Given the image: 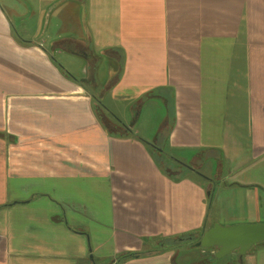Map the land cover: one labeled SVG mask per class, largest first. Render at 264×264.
I'll use <instances>...</instances> for the list:
<instances>
[{"label": "crops", "instance_id": "0c3cea01", "mask_svg": "<svg viewBox=\"0 0 264 264\" xmlns=\"http://www.w3.org/2000/svg\"><path fill=\"white\" fill-rule=\"evenodd\" d=\"M62 3L78 29L60 47L85 58L83 77L44 46L59 38L38 34ZM6 4L0 0V264H95L136 252L114 264H211L206 249L179 237L213 223L264 222V0ZM28 15L37 26L25 25ZM83 43L96 62L71 45ZM89 77L101 102H126L130 122L106 105L97 111ZM157 99L160 121L134 130L144 101ZM156 149L176 167L163 168ZM225 258L216 264H264V244Z\"/></svg>", "mask_w": 264, "mask_h": 264}, {"label": "rangeland", "instance_id": "374dc122", "mask_svg": "<svg viewBox=\"0 0 264 264\" xmlns=\"http://www.w3.org/2000/svg\"><path fill=\"white\" fill-rule=\"evenodd\" d=\"M6 1L8 0H4V3L6 5L7 10H9V5L6 4ZM19 5H22V3L20 2ZM64 10V3H62L56 11H54V13L52 15H50L48 17V15H46V18L44 20V18H42L41 20V24L40 26L43 24V29H41V27L38 24V21H36V16H34L35 18L30 17L29 15L26 18V23L25 25H32V26H37L39 29L38 34L39 36L41 35L43 40H46L44 37L46 36V32L49 38H59L60 41H57L55 43V47H53V44L50 42H46L44 43V46L47 48L49 54L54 58V60L57 61V63H59L65 70H67L68 72H71L72 74H74L75 76L78 77H83L84 73L83 71L86 68V61L85 58L75 52L66 50L64 48H61L60 46L65 47L68 43H65V39L67 40V38L69 39V37H67V34L72 32V30L78 29V26L76 25V23L73 20L68 19V12H66V20L69 23H66L65 21V15H63L60 11ZM10 16L12 17V20L14 22V24L17 26H19V20L16 19L15 14L13 13H9ZM40 27V28H39ZM64 28L66 30H64ZM36 29V31H37ZM83 31V30H82ZM58 40V39H57ZM64 40V41H61ZM72 47L75 46V48H78V52L83 54L84 56L86 55V57H91V59H93L95 62V58L91 55V52L89 51V46L86 43L83 44H71ZM89 59V62H92V60ZM107 63L106 61L103 60H99L98 66H99V75L103 76L102 79H104L106 77V71H107ZM87 79V86L90 89V91L92 92V94H94V98H100L101 96V92L99 89H97L98 87H96L94 85V80L93 77H89L86 78ZM103 107L104 109L107 111V107L112 108L120 117H122L123 122H130L129 116H128V112H127V106H126V102L124 101H115L114 98H106L103 102ZM106 105V106H105ZM94 107H95V101H94ZM99 111V110H98ZM164 114V109H163V105L161 104V102L157 99L154 100L152 102L150 101H144L143 106L141 107L139 113H138V122L134 123L133 129L134 130H138L139 133L142 132H146V130L150 131V129H152V126L154 124H156L158 121H160V118L163 116ZM104 118V122L107 124L108 127H111L110 123L107 122V118H105V116H103ZM152 132V131H151ZM146 133L147 136H149V134L151 133ZM210 162H213L210 158H205L204 160H202L203 163V168H206V172H209V169L212 168V166L214 167V165ZM210 164V165H209ZM165 165L169 166V167H176V163L171 161V162H166ZM211 166V167H210ZM183 171L185 173H187V169L186 168H182ZM208 169V170H207ZM221 195L223 193V191L220 192ZM221 197V196H220ZM218 199L217 194L214 196V203L215 201ZM214 203L211 204V210L209 211L210 214H212L215 209L216 206H214ZM220 225V224H219ZM223 226V225H221ZM225 226V225H224ZM228 226V225H226ZM214 250L213 249H206L205 250V257L209 260H211V264H216L217 261L219 260L220 263H225L226 262V258L227 256L221 257V258H216V257H212V258H208L211 255H213ZM235 253V252H234ZM230 255V254H229ZM228 255V256H229ZM234 257V256H233ZM117 259V258H116ZM116 259L111 260L110 258L106 257L104 259H98L95 261V264H114V262H116ZM236 259V258H234ZM234 259L232 260V264H236V262L234 261Z\"/></svg>", "mask_w": 264, "mask_h": 264}, {"label": "water", "instance_id": "95a60500", "mask_svg": "<svg viewBox=\"0 0 264 264\" xmlns=\"http://www.w3.org/2000/svg\"><path fill=\"white\" fill-rule=\"evenodd\" d=\"M169 173L173 175L177 172L169 171ZM259 244H264V222L228 226L213 223L209 228L202 229L194 246L213 249L214 257L221 258L234 252L239 256L244 255Z\"/></svg>", "mask_w": 264, "mask_h": 264}, {"label": "trees", "instance_id": "16d2710c", "mask_svg": "<svg viewBox=\"0 0 264 264\" xmlns=\"http://www.w3.org/2000/svg\"><path fill=\"white\" fill-rule=\"evenodd\" d=\"M94 100H95V108L97 109V111L99 110V113H100V109L101 110H103V111H106L105 109H104V107H103V105H102V102L100 101V99L99 98H94ZM99 115H101V114H99ZM115 128H117V126H114ZM118 128H120V129H122V130H124L125 131V133H128L130 130L127 128V127H125L124 125H122L121 123H118ZM116 130V129H115ZM157 151H155L154 153H155V156L161 161V166L163 167V168H166V165H165V162L167 161L166 160V158L161 154V150H158V149H156ZM183 168V167H182ZM184 168H186L187 170L188 169H190V170H192V168L191 167H188V166H185ZM167 169V168H166ZM175 177V176H174ZM211 195V190H210V192H209V196ZM199 236H200V234H197V235H183V236H181V237H179V238H183V240H184V242H185V244H189V245H193L194 246V243L196 242V241H198V238H199ZM182 240V241H183ZM171 244V243H170ZM131 255V256H137V255H139V254H141V253H139V252H136V253H126V254H121V255H119L118 257H117V259H116V263H118L119 261H121V260H123L125 257H127L128 255Z\"/></svg>", "mask_w": 264, "mask_h": 264}, {"label": "flooded vegetation", "instance_id": "af4514ba", "mask_svg": "<svg viewBox=\"0 0 264 264\" xmlns=\"http://www.w3.org/2000/svg\"><path fill=\"white\" fill-rule=\"evenodd\" d=\"M213 254H214V252H213Z\"/></svg>", "mask_w": 264, "mask_h": 264}]
</instances>
